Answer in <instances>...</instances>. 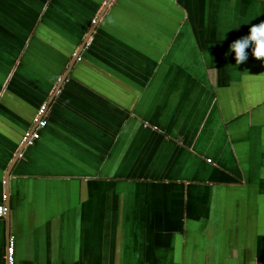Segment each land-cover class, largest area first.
<instances>
[{"label":"crops","instance_id":"crops-1","mask_svg":"<svg viewBox=\"0 0 264 264\" xmlns=\"http://www.w3.org/2000/svg\"><path fill=\"white\" fill-rule=\"evenodd\" d=\"M261 22L264 0H0V264L9 237L15 264H264V61L229 51Z\"/></svg>","mask_w":264,"mask_h":264},{"label":"clouds","instance_id":"clouds-1","mask_svg":"<svg viewBox=\"0 0 264 264\" xmlns=\"http://www.w3.org/2000/svg\"><path fill=\"white\" fill-rule=\"evenodd\" d=\"M252 46V56L256 60L264 61V22L253 25L249 29V35L240 38L230 45V52L235 53L237 65L248 59L246 50Z\"/></svg>","mask_w":264,"mask_h":264},{"label":"built area","instance_id":"built-area-1","mask_svg":"<svg viewBox=\"0 0 264 264\" xmlns=\"http://www.w3.org/2000/svg\"><path fill=\"white\" fill-rule=\"evenodd\" d=\"M95 23V20L92 21ZM47 112V108L45 105H41L36 113V116L34 118V126L26 131L22 138L20 145L23 146V149L21 150L18 157L22 156V151L26 147H31L35 144V142L39 139L40 136V130L46 126V119L45 115ZM5 214V208L3 205H0V218H2ZM5 261L6 264H15L14 262V238L9 237L7 241V246L5 250Z\"/></svg>","mask_w":264,"mask_h":264},{"label":"water","instance_id":"water-1","mask_svg":"<svg viewBox=\"0 0 264 264\" xmlns=\"http://www.w3.org/2000/svg\"><path fill=\"white\" fill-rule=\"evenodd\" d=\"M111 0H109V2H110ZM91 36V34H89L88 35V37L86 38V40L83 42V44L81 45V49H80V51H78L77 53H75V55H74V58H75V60L79 57V54H80V52H81V50L85 47V45H86V43H87V40H88V38ZM74 60V61H75ZM66 76V75H65ZM65 77H63V79H64ZM47 108V107H46ZM22 149H23V146L21 147ZM21 152V151H20ZM20 152L18 153V156H19V154H20Z\"/></svg>","mask_w":264,"mask_h":264}]
</instances>
